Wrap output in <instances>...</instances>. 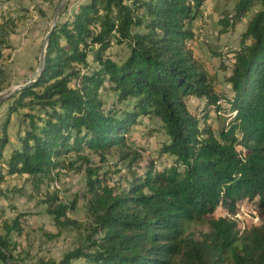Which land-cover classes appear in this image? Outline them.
<instances>
[{"label":"trees","instance_id":"16d2710c","mask_svg":"<svg viewBox=\"0 0 264 264\" xmlns=\"http://www.w3.org/2000/svg\"><path fill=\"white\" fill-rule=\"evenodd\" d=\"M204 1L84 0L56 21L40 72L7 99L0 184L6 176H25L37 189L62 170L82 171L88 223L67 216L74 201L46 191L45 214L58 231L76 232V245L57 260L29 261L17 240L16 214L0 222V264H264V0H233L231 13L219 20L224 30L232 28L256 8L238 47L225 51L228 97L218 95L188 47ZM13 28L11 19L0 21V61ZM112 44L126 50L118 62L106 54ZM7 80L0 64V93ZM105 84L114 98L108 107L99 97ZM187 97L203 100L201 118L213 110L223 124L215 132L200 127ZM13 113L17 146L3 160ZM140 117L155 126L148 135L164 137L157 155L171 157L167 167L156 169L153 160L139 166L140 154L126 142ZM85 150L100 162L115 151L130 175L127 185H109ZM244 199L254 201L260 224L238 230L233 216ZM218 207L226 216H213Z\"/></svg>","mask_w":264,"mask_h":264},{"label":"rangeland","instance_id":"374dc122","mask_svg":"<svg viewBox=\"0 0 264 264\" xmlns=\"http://www.w3.org/2000/svg\"><path fill=\"white\" fill-rule=\"evenodd\" d=\"M84 0H0V21L11 19L13 21V32L8 39V47L1 50L2 58L0 64L7 73V84L0 93V135L1 125L7 118V106L11 101L7 100L15 94L19 86H25L38 73H36L38 59L45 36L50 31L53 17L56 21L63 20L76 5ZM233 0H205L200 6V12L191 23L193 39L188 42L194 58L198 60L213 78L215 91L219 94L229 96V86L223 82V78L230 71L231 55L226 50L238 47L239 34L244 30L246 20L252 14V9L244 19L225 30L219 20L224 14L231 13ZM109 58L115 62L126 56L123 46L112 44L106 51ZM105 84L99 90V97L105 107L113 101V94L107 90ZM203 100L193 97L185 98V104L190 111L197 113L200 127L206 124L215 132L221 124L218 114L208 110L205 118H201ZM221 107L223 101H219ZM18 110L17 113H23ZM17 113L8 116L5 133L8 144L1 151L2 159L7 158L9 150L17 146L15 134L17 130ZM202 113V114H201ZM220 114V113H219ZM204 122V123H203ZM145 118L140 117L136 123L130 126L125 134L126 142L137 149L141 156L139 166L146 165L148 160L154 161L156 169L167 167L171 163V157L167 155L158 156L159 142L164 137L161 133H151L149 129L154 128ZM91 163L100 168V172H106V182L109 185L126 186L130 175L124 168L123 163L118 161L117 153L113 150L104 154V161H98L97 154L85 150ZM79 162L76 163V166ZM138 174L140 171L136 170ZM57 192L58 199L64 203L74 201V208L67 216L78 223L85 225L88 218L84 211L85 176L82 171L74 169L58 172L57 176L48 185H39L37 189L32 188L31 183L25 176H6L5 181L0 184V222L3 219H11L16 214H21L22 234L17 239L20 249L25 251L28 258L34 256L51 257L57 260L67 249L76 245L77 233L71 230H60L54 228L51 217L45 214V206L41 203L45 198V192ZM213 216L224 217V208L215 209ZM233 219L237 223V229L260 224L255 210V203L251 200H242L236 204ZM189 229L204 230L202 225L189 226ZM56 235L48 239V235ZM73 264H80V261Z\"/></svg>","mask_w":264,"mask_h":264},{"label":"water","instance_id":"95a60500","mask_svg":"<svg viewBox=\"0 0 264 264\" xmlns=\"http://www.w3.org/2000/svg\"><path fill=\"white\" fill-rule=\"evenodd\" d=\"M55 18H56V15L53 17L51 28H52L53 25L55 24ZM51 28H50V29H51ZM48 36H49V32H48L47 35L45 36V39H44L43 44H42V48H41L40 55H39V59H38V65H37L36 73H39L40 70H41V68H42L43 57H44V50H45L46 41H47V39H48ZM26 85H27V84H26ZM23 86H24V85H23ZM23 86H19L18 89L22 88ZM0 101H1V100H0Z\"/></svg>","mask_w":264,"mask_h":264}]
</instances>
